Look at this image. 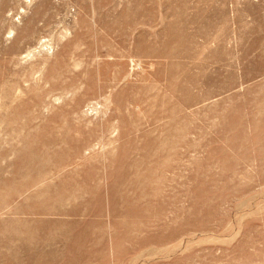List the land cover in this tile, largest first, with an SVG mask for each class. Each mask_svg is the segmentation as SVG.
Returning <instances> with one entry per match:
<instances>
[{
  "label": "rangeland",
  "instance_id": "1",
  "mask_svg": "<svg viewBox=\"0 0 264 264\" xmlns=\"http://www.w3.org/2000/svg\"><path fill=\"white\" fill-rule=\"evenodd\" d=\"M0 264H264V0H0Z\"/></svg>",
  "mask_w": 264,
  "mask_h": 264
}]
</instances>
